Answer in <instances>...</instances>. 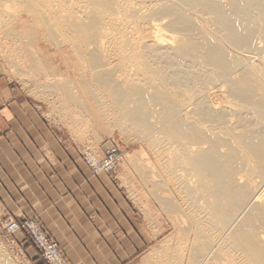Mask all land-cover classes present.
Returning <instances> with one entry per match:
<instances>
[{
  "label": "bare ground",
  "instance_id": "obj_1",
  "mask_svg": "<svg viewBox=\"0 0 264 264\" xmlns=\"http://www.w3.org/2000/svg\"><path fill=\"white\" fill-rule=\"evenodd\" d=\"M0 54L144 143L176 232L160 259L264 264V0H0Z\"/></svg>",
  "mask_w": 264,
  "mask_h": 264
},
{
  "label": "crops",
  "instance_id": "obj_2",
  "mask_svg": "<svg viewBox=\"0 0 264 264\" xmlns=\"http://www.w3.org/2000/svg\"><path fill=\"white\" fill-rule=\"evenodd\" d=\"M0 202L16 221H38L69 264H133L146 245L120 187L94 175L41 119L0 120Z\"/></svg>",
  "mask_w": 264,
  "mask_h": 264
},
{
  "label": "rangeland",
  "instance_id": "obj_3",
  "mask_svg": "<svg viewBox=\"0 0 264 264\" xmlns=\"http://www.w3.org/2000/svg\"><path fill=\"white\" fill-rule=\"evenodd\" d=\"M54 52L51 51L47 55L50 54L54 64L60 65L64 70L61 58ZM71 75L73 77L75 74L71 73ZM40 78V85L34 84L32 78L31 81H21L0 54V120L11 118L43 120L50 134L60 145L77 153L86 164L87 153L92 152L99 159H104L109 155V151L115 150L118 155L117 169L112 175H107L120 187L123 197L131 206L134 226L146 243L144 250L133 264H172L170 259L159 258L160 254L162 256L172 253L176 247L172 216L163 210L162 205L150 193V188L136 170V165L142 161V158L149 156L144 143L127 129H119V126H115L114 120L109 119L110 123L105 122L108 119L105 120V116H101L99 109L93 106L94 100L90 97L85 98L87 107L91 111L90 117L84 110L79 111L84 112L82 118L89 119L86 121L80 118V114L76 115L78 112L76 110L80 109L64 103L57 92L54 94L53 91L52 93L48 91L45 86L51 81L44 75ZM75 81L80 84L79 93L82 94L85 85L80 81L79 76L75 77ZM4 128L7 129L8 126L5 124ZM10 216L0 202V250L2 253L5 252L7 261L9 260L10 264H43L42 260L32 252L31 243L23 239V232L11 234L6 230L4 223ZM166 243L171 245L167 246Z\"/></svg>",
  "mask_w": 264,
  "mask_h": 264
},
{
  "label": "built area",
  "instance_id": "obj_4",
  "mask_svg": "<svg viewBox=\"0 0 264 264\" xmlns=\"http://www.w3.org/2000/svg\"><path fill=\"white\" fill-rule=\"evenodd\" d=\"M85 160L94 174L106 173L112 175L117 169L118 155L115 150L109 151L104 159H99L92 152L85 154ZM5 228L11 233H26L32 244L42 254L48 264H69L58 243L53 241L46 233L43 226L36 220L31 219L20 223L10 216L5 220Z\"/></svg>",
  "mask_w": 264,
  "mask_h": 264
}]
</instances>
